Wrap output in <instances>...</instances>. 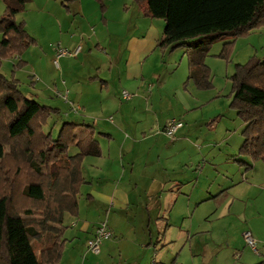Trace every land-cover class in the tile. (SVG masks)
<instances>
[{
    "label": "rangeland",
    "instance_id": "1",
    "mask_svg": "<svg viewBox=\"0 0 264 264\" xmlns=\"http://www.w3.org/2000/svg\"><path fill=\"white\" fill-rule=\"evenodd\" d=\"M113 1L109 11L111 22L105 27L99 4L95 0H80L75 3L70 0H28L24 12L16 20L25 22L26 30L35 43L22 56L3 61L1 72L7 78L14 75L20 81V90L25 96L42 105L59 109L60 113L52 115L44 127L45 132L51 133L54 139L58 137L65 122L92 125L96 121L97 130L102 132L112 130V127L119 125L120 120L125 119V133H141L149 124L145 133L149 138L155 135L153 138L156 139L147 140L140 148L142 153L156 147L163 150L162 164L169 165L166 176L180 178L190 154L192 138L202 149V154L199 164L197 163L199 167L194 168L195 171H187L188 176H195L196 171L203 169L201 185L206 187L224 182L228 174H235L237 182L243 179L252 184L253 189L249 190L242 185L232 191L239 199L234 203L231 214H217L210 219L205 214L201 219L203 230L211 229L209 233H203L202 237L196 239L201 242L200 247H204L203 255L192 256L198 249V245L194 247L196 241L189 242L185 248L180 244L168 246L162 252V246L166 244L163 242L157 249L152 247L150 254L153 257H149L145 264H154L153 258L158 253L157 264H172L173 257L179 251L182 252L179 260L184 264H258L264 261V244L257 240L264 239V164L252 163L249 158L238 156L244 140L242 132L245 124L231 107L232 77L236 66L247 64L255 58L264 59V27L233 40L234 44L226 58L221 56L226 41L216 42L210 47L205 65L209 68L213 87L208 90H200L193 80H189V57L198 55L202 49L199 40L188 50L182 48L170 53L159 48L144 67L145 81L141 83L149 86L147 92L143 88L137 89L139 85L134 81L127 82L121 77V72L126 68L127 44L132 35L145 34L150 23H156L160 39L164 38L166 23L161 19L145 18L133 0ZM5 7L3 0H0V18ZM1 38L0 33V40ZM79 47V54L74 57L73 53ZM60 50H67L70 54L62 56L57 67L55 61ZM21 61L24 62L23 66L17 67ZM110 65L113 66L111 76L105 71ZM98 69L103 72L102 78H111L110 96L104 93L103 102L98 90L102 84L99 82L87 85L91 76L98 75ZM175 87H180L181 92L188 97L199 99L200 107L187 113L181 98L174 91ZM124 90L136 95L135 105L122 100ZM67 91L70 93L69 97ZM77 95L80 101L76 98ZM150 99L153 105L147 109L149 104L146 103ZM79 106L81 111H76ZM155 119L161 125L152 129L151 124ZM170 119L172 120L168 124L180 121L185 126L174 137L164 133L168 124L163 126ZM186 137L190 140L181 141V138ZM96 140L100 142L104 152L119 144V140L113 143L103 139L100 133L96 134ZM77 153L76 147L69 150L70 156ZM140 160L142 164L138 166V172L145 162L144 154H141ZM239 162L253 165L255 170H250L246 176L249 168L241 167ZM152 166L150 164V168ZM241 173L245 174L243 178L240 177ZM105 190L108 188L105 187ZM144 191L146 189L142 187L138 190L142 199L138 201L140 209L134 210L135 217L122 220V235L117 231L113 233L112 238L104 242L101 255H94L88 248L89 239L81 235L76 254L71 256L72 250L67 247L62 264L136 263L138 250L134 245V226L139 234L141 221L146 214L142 204L146 200ZM88 192L84 186L79 197L82 216L90 222L100 219L115 228L113 222H119V212L113 211L108 215V208L101 209L100 212L95 205L91 208L87 202ZM223 203L224 200H220L217 205L222 206ZM88 207L90 211L87 214ZM65 222L68 229L72 230L69 221ZM175 222L171 235L173 239H178L181 222L179 219ZM246 232H250L255 239L258 253L244 239ZM107 243H111V246L106 247Z\"/></svg>",
    "mask_w": 264,
    "mask_h": 264
},
{
    "label": "trees",
    "instance_id": "2",
    "mask_svg": "<svg viewBox=\"0 0 264 264\" xmlns=\"http://www.w3.org/2000/svg\"><path fill=\"white\" fill-rule=\"evenodd\" d=\"M27 1L3 0L0 18V264H60L66 217L79 215L87 183L84 161L103 152L93 125L65 122L56 139L46 133L45 125L59 109L25 96L20 81L1 72L3 61L22 56L35 43L25 22L16 20ZM95 1L103 17L109 0ZM133 1L145 18L165 21L159 48L173 53L201 42L199 54L189 57V80L200 90L213 87L205 60L214 43L226 41L221 55L226 58L233 40L264 27V0ZM232 81L231 107L245 124L238 156L264 164V59L237 65ZM81 127L87 131L84 138L78 136ZM72 147L78 153L70 156Z\"/></svg>",
    "mask_w": 264,
    "mask_h": 264
},
{
    "label": "crops",
    "instance_id": "3",
    "mask_svg": "<svg viewBox=\"0 0 264 264\" xmlns=\"http://www.w3.org/2000/svg\"><path fill=\"white\" fill-rule=\"evenodd\" d=\"M113 2V0L107 2V12L106 15H104V20L102 17V22L105 24V27H108L111 22L109 19V11ZM150 24L145 34L141 36L132 35L129 38L127 44L128 55L126 68L121 72V77L127 82L134 81L133 83L139 85L137 89L141 90L143 88L147 92L149 86L141 83V81H145L144 67L148 59L159 50V44L164 39H160L156 23ZM57 67H59V64ZM99 69L97 72L98 75L91 76L87 85H96L99 82L102 84V87H99L98 90L101 93L103 102L104 98L102 96H104V93L110 96L111 78H102L103 72L101 73ZM112 70L113 66L110 65L105 71L111 76ZM112 85L115 84L113 83ZM161 86L163 87V85ZM174 91L181 98L184 110L187 113L196 110L199 106L200 100L192 98L191 96L188 97L185 93L181 92L180 87H175ZM150 94H152V91H150ZM67 95L68 97L70 96L68 91ZM90 96L91 95H88V98H91ZM76 98H78V95ZM135 98L136 95H133L131 100H126L122 93V100L128 101L133 105L137 103ZM80 100L81 99L78 98V101ZM152 102V99L147 101L146 104H149L147 109L152 107ZM86 107L84 108L86 109ZM76 108L81 111L80 106ZM172 119L165 122L163 127ZM123 120L125 119L120 120L119 125L112 127V130H103L102 132L97 130L96 121L92 123L96 134L100 133V136L103 139L109 140V142L116 143L117 140H119V144H117L115 148H109L107 152L102 150L103 155L100 158L89 157L84 161L82 171L87 182L84 186L89 191L87 194L88 206L92 208L95 205L99 212L101 209L108 208V215L113 211L119 212V216H117L119 222H113L115 228L109 223L108 224L110 225L109 228L112 233L115 234L119 232V235H122L121 222L125 218L129 220L131 217H135L134 212L140 209V202L138 201L142 199L141 196L138 195V190H140L141 187L145 188L146 191H144V196L146 200H144L142 204L145 206L144 209L146 214H144V218L141 221L139 234H137V229L134 226V233L136 236L134 245L138 250L137 262L134 264L148 263L149 257H153V255L150 254L152 247H156L157 249L163 242L166 244L162 246V252L166 251L168 246H178L180 244L181 247L185 248L189 242L196 241L194 247L198 245V247L196 246L198 249L196 252H193L191 249L193 252L192 256L198 257L203 255L205 252L204 247H200L201 242L199 243L196 239L202 237L203 233H209L211 229L204 231L200 223L201 219L205 214H207V218L209 219L217 214H231L234 203L239 199L232 194V191L242 185L246 186L249 190L254 187L252 188V184L244 182L243 179H239V182H237L235 180V174L231 176L228 174L224 182L218 183L215 186L209 185L207 187L201 185L203 169L199 172L196 171L195 176L193 174L192 176H188V174H186L187 171H195L194 168L199 167L198 164L202 154V149L196 145V142H194L192 138L189 149L190 154L184 164L183 172L180 173V178L172 179L170 176H166L169 165L162 164L164 162L162 159L164 155L163 150L160 147H156V149L150 148L142 153L143 151L140 148L142 146L141 144L145 143L147 140L156 139V137L153 138L155 135L149 138L145 133L149 124L143 128L141 133H125V131H127L124 130L126 129V122H123ZM159 125H161L159 120L155 119L151 124V128L159 127ZM184 128L185 126L180 130ZM86 134L87 131L81 127L78 131V136L84 138ZM184 140L187 141L190 139L187 137L181 138V141ZM141 154L145 155V162L141 168V170H144L138 172L137 168L142 164L140 160ZM150 164L153 165L151 168ZM240 166L243 167L245 165ZM250 170H255V167L253 166V168L247 169L246 176H248ZM110 174H112V176ZM244 175L245 174L241 173L240 177L243 178ZM105 187L108 188V190H105ZM220 200H224L222 206L217 205ZM89 211L90 207L87 208L86 213L88 214ZM178 219L181 222L180 236L178 239H173L171 234L175 227L174 224H176L175 220ZM67 220L72 230L68 229L65 234V238L67 239L65 253L67 252V247H70L72 250L70 255L73 256V254H76L78 247H80L81 235H85L86 239L91 240L94 237L96 228L102 221L98 219L95 220V222H90L87 218L82 216L81 209H79V215L77 217L67 216L66 221ZM70 231H72V234H70ZM69 234L70 238L68 237ZM154 238L156 240H154ZM257 240L259 243L264 244V239L257 238ZM110 244L111 243H107L106 247H110ZM228 244L230 245V243ZM156 249L153 250V252H155ZM65 253L60 264H62L64 260ZM102 253L103 252H101V254ZM159 255L160 253L155 254L156 258H153L154 264H157V257ZM181 255L182 252L179 251L178 254L173 257L172 264H184L179 260Z\"/></svg>",
    "mask_w": 264,
    "mask_h": 264
},
{
    "label": "built area",
    "instance_id": "4",
    "mask_svg": "<svg viewBox=\"0 0 264 264\" xmlns=\"http://www.w3.org/2000/svg\"><path fill=\"white\" fill-rule=\"evenodd\" d=\"M80 47L76 49V51L73 53V56L76 57L79 54ZM70 54L67 50H60L57 55V60L55 61V64L58 66V60L65 55ZM123 97L126 100H131L133 98V95L128 93L127 91L123 92ZM78 111V109H76ZM184 126V124L180 121H173L169 123L165 129L164 133L169 137H174L178 131ZM113 236V233L111 232L109 228L108 222H102L100 225L96 228L94 237L89 240L88 242V248L94 255H100L102 252V247L104 245V242L108 239H111ZM244 239L246 240L247 244L255 251V253H258L257 244L255 239H253L250 232L244 233Z\"/></svg>",
    "mask_w": 264,
    "mask_h": 264
}]
</instances>
